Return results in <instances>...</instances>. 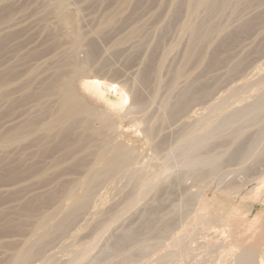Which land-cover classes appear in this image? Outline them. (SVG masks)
Segmentation results:
<instances>
[{"label": "rangeland", "instance_id": "rangeland-1", "mask_svg": "<svg viewBox=\"0 0 264 264\" xmlns=\"http://www.w3.org/2000/svg\"><path fill=\"white\" fill-rule=\"evenodd\" d=\"M237 3V17L228 11L206 19L227 28L200 45L188 64L190 37L182 29L188 0H0V76L7 78L0 81V264H8L33 234L44 232L39 219L55 209L56 216L65 214L62 187L82 178L75 156L28 128L45 101L32 97L42 93L44 78L61 73L65 60L81 65L73 83L76 97L106 116L112 138L136 153L134 168L141 171L132 173L135 179L165 175L148 195L141 194L147 188L137 191L131 173L111 178L98 188L90 209L31 264H238L243 253L253 264H264V106L258 103L264 92V0ZM206 17L202 12L201 19ZM252 18L255 23L241 31ZM87 57L90 65L81 64ZM181 66L189 82L181 80L177 94L171 93ZM193 79L196 87L190 85ZM97 81H104L106 99L89 90ZM187 83L189 110L181 115L188 114L189 128L200 125L194 135L223 122L202 151L218 167H186L175 152L184 120L170 121L164 104L176 105ZM204 86L211 91L206 96ZM234 88H244L237 99L228 95ZM135 96L146 103L143 111L132 106ZM221 97L228 107L226 101V109L223 104L219 111L208 110ZM255 107V118L237 119L238 110ZM148 127L156 137L147 135ZM17 128L24 129L23 137H17ZM232 154L240 157L231 160ZM26 165H37L41 176L26 173ZM14 168L20 169L18 177H9ZM129 193L137 201L131 209L126 208ZM26 204L33 214L24 211ZM58 207H63L59 214Z\"/></svg>", "mask_w": 264, "mask_h": 264}, {"label": "bare ground", "instance_id": "bare-ground-1", "mask_svg": "<svg viewBox=\"0 0 264 264\" xmlns=\"http://www.w3.org/2000/svg\"><path fill=\"white\" fill-rule=\"evenodd\" d=\"M238 8L239 7H238L237 0H234V1H231V0H188V4H187V8H186V18H185V21L182 25L183 31L190 37V45H189L188 50H187L186 55H185L186 63L189 64V62L191 60L195 59V57L200 54L199 46L207 43L212 38V36L214 35L215 32H217L219 30H220L219 32H224L227 28V27H220L216 23L211 22V21L207 22L206 19L214 16L215 14L218 15V14L224 13V15H227L228 11H229L231 16L237 17ZM202 12L207 13V17L205 19H201V13ZM255 18H257V17H255ZM255 18H252V19L246 21L245 25L242 26L241 31H244V29L246 31L248 29V27H251L255 23V20H256ZM169 54L170 53L166 54L163 57L162 64H164L165 60H167ZM81 64H85L86 66L90 65L89 64V57H87V60L85 62L82 61ZM78 65H79V63L70 62V61L65 60L62 63V67H61L62 70H61L60 74L50 75L48 78L46 77V79L44 78L42 80V86H43L42 87V89H43L42 93L40 95L34 94V96L32 98L34 99V101H37L38 99H41V98L45 99V101H44V103L42 102L39 104V106H38L39 115H38V117L30 120V122L28 123V128L32 127L33 134H35V132H36V134L37 133L40 134L46 141L50 140V141L55 142V143H56V141H58V144H56V146H61V147L65 148L66 152L68 151V153H66L68 156H71V155L75 156L76 164L81 168V170L83 168L82 178L80 179V182L78 181L79 183H77V185H75V183H73L70 185H64L62 187L63 194L65 195V198L68 201V205H67L68 207H67V211L65 212V214L63 216L60 215L59 211H60V209L63 210V207L62 208L58 207V210H57L58 214H59L58 216H56V213H54V211H56V209H55L54 211L49 213V215H46L45 217H42L41 219H39L37 222V224H38L37 227L43 228L44 232H42V233L37 232L38 234H33L32 238H30V240H28V242L21 249H19L18 251H16L13 254V256H12V258L8 264H31L37 257H39V255H41L43 253V251L47 247H49L51 245L52 241L55 238H57L58 236L64 235L69 230L68 227H69V225H71V223H73L76 219H78L79 216H81V214L83 212H86L88 209H90L91 202L93 201L94 196H95L98 188L102 184L107 183V181L110 180L111 178H114L116 180L117 179L116 177H118L120 175L123 176V178L125 176L124 179H126V178H128L130 173H131L130 174L131 177H129V178L131 179L135 176V174L138 171H141V170H135V168H134V164L137 161L136 160L137 157L135 158L136 153L132 152L133 150H131L129 147L125 146L123 143L115 141V139L112 138L113 129L110 127V121L106 118V116H98L97 115L98 113L96 114V112L91 111V109H89L81 99L76 97V95L74 93L73 83L75 81V77L77 75L82 74L81 65L80 66H78ZM163 68L164 67L161 66V68H159V70H158L159 87L162 86V84H163V80H162L161 75H160ZM176 70L177 71L174 72V76H173L174 80L172 79V82L170 83V85H171L170 86V92L177 94L178 84L180 83L181 80H185V79L187 80V82H189V75L187 76L185 66H181ZM31 77L33 80L36 79V77H37V71L36 70L32 71ZM97 78H99V75L96 76V79ZM6 79H7L6 76H2V75L0 76V81L2 84L6 83ZM97 80H99V79H97ZM197 82H198V79H197V81H196V79H193L192 83L190 85H192V87H194L195 85H197L196 84ZM187 84H188V87L182 92L181 97H179L180 99H179V101H177L176 105L171 104L169 100L167 102H165V104H164L165 114L167 115V117H169V118L171 117L170 121H172V117L178 118V119L175 118L176 120L173 118L174 121H177V120L183 121L184 120V122L182 123V128H181L182 132H180L181 134H180L178 146H176V148H174L175 152H176V154L180 155L181 158L185 161L186 167H192V166L196 167V166H200V165H202L203 167H218V166H213L215 164V161H213L212 158H210V157L203 156L202 151L204 149H206V147L211 145L213 140H215L218 137V133H219L220 129L223 127V122L221 125L220 124L217 125V123H216V125L214 124V126H213V124H212L211 126L206 127L204 132H202L201 134L194 135L196 133V130L199 131L200 125L195 123L196 127H195V125H193V128H189V123H187L188 114L185 112L186 115L183 114L184 117H183V115H181L186 110V108H188L187 110H189V107H187V106L189 104V92H190L189 86L190 85H189V83H187ZM123 87L125 88L124 85H123ZM205 88L206 87L204 86V88H202V90H204V93L206 96V94H208L211 91L208 88H206V89ZM207 89L209 90V92L207 91ZM236 89L234 88L233 90L230 91V94L228 93L229 97L233 96V97H236V99H237V94L239 96H241L244 88H241L242 90H238V91ZM89 90L93 91L96 95H98L101 98L104 97L106 99L108 97L107 96L108 91H107V88L104 86V81L94 82L89 87ZM125 91H127V90H125ZM180 93L178 94V96H180ZM193 96H194L193 98H196L195 95H193ZM226 97L225 98L221 97V98L217 99L218 101L216 100L217 102L213 103L208 108V110L209 109H211V110L218 109V111H219L220 108L222 107L221 105H223L227 101ZM238 98L240 99V97H238ZM132 101H133L132 106H134L135 109H137V111L145 109L146 103L143 101V99L139 98L138 96H135ZM258 103H259V106H262V105L264 106V92L261 93ZM226 104L228 107V101L226 102ZM219 106H221V107L219 108ZM225 106L226 105L224 104L223 107L226 109ZM223 107H222V109H223ZM257 109H259V108H256V107L254 109L243 108V109L238 110L236 112V117H237V119H239V118H241L242 115H245V116L246 115H253L255 118L257 116V113L255 114ZM166 115H164L165 117L163 119L169 120V118H166ZM178 115L179 116L181 115V118ZM170 121H167V122L169 123ZM203 122H205V121H203ZM161 126H163V125H161ZM17 129H18V132H17L18 136L17 137L22 136V134L24 135V133H25L24 129H19V128H17ZM111 129H112V131H111ZM148 129H149V131L147 129H146L147 131L145 130L146 132H148L147 135H151L153 137H156V135L154 136L153 128L151 129L148 127ZM13 131H15V130H13ZM198 131H197V133H198ZM159 132H160V130H158V134H159ZM7 140H8V138H7ZM17 141H16V143H17ZM156 145H157V143H156ZM157 146H160V143ZM157 146L155 148H157ZM1 149H3V148H1ZM160 150H161V148H160ZM239 157H240V155L232 154L230 159L236 160ZM25 158H28V157H25ZM76 164H75V166L77 167ZM15 165H17V164H15ZM20 166H22V164ZM36 166H33V167L31 166L30 168H29V166H27L28 168L26 167L27 170L25 172L29 173L30 175L33 174V175L38 176L40 174V172H38V171L36 172V169H35ZM0 167H2V166H0ZM12 170L9 173V177H12V178L18 177L20 169L14 168ZM169 171H170V166L166 167V172L168 173ZM34 172H36V173H34ZM127 172H128V174H127ZM125 173L127 174V177H126ZM132 173L134 174V176L132 175ZM3 174H4V172H3ZM3 174H1V175H3ZM41 174H42V172H41ZM140 174H142V176H143V173L140 172ZM164 175L165 174H161V176L159 175L155 179L156 181H151L148 179L146 180L145 178L143 179V177L135 179V177H134V179L137 181V184L134 181L131 182V184L132 183L136 184L137 191H139L138 189L142 190L144 188L145 189L147 188V190H148V191H146L147 193L141 192V194L145 193V195H148V192H151L153 188H156V186L158 187L159 184L161 185L162 177ZM39 176H41V175H39ZM144 176L146 177L147 175L145 174ZM159 179H161V181ZM164 179H165V177H164ZM110 181H112V180H110ZM156 182H160V183H158V185H157V184H155ZM150 187H152L151 191H149ZM134 188H135V186H134ZM158 189H155V190H158ZM131 190H133V187ZM137 191H134V192H137ZM128 195L130 196V193ZM132 195L133 196H130V197L127 196V197H129L127 199V202H126V208L127 209L133 208L134 205L137 203L136 198H135V194H132ZM137 196H138V192H137ZM140 197L141 196L139 194V198ZM144 197L145 196H143L142 198H144ZM30 205L31 204H26L23 207L24 211H26L27 214H30L32 212V209H30L31 208ZM31 214H33V212ZM50 222L51 223L54 222V224L52 226H49L48 224ZM33 233H35V231ZM133 233H135V232H133ZM135 234L132 236L133 239L135 238ZM127 236H129V235H127ZM124 237H126V235L123 236L122 238L124 239ZM223 256H225V255H223ZM79 259L76 258V261ZM74 261H75V259H74ZM219 261H221V260H219ZM49 263H51V262L49 261ZM119 264H121V263H119ZM225 264H226V262H225ZM238 264H253V262H252V259L248 253H243L239 256Z\"/></svg>", "mask_w": 264, "mask_h": 264}]
</instances>
